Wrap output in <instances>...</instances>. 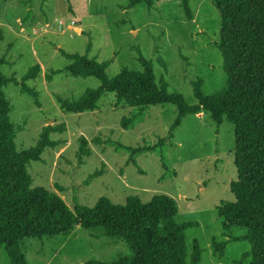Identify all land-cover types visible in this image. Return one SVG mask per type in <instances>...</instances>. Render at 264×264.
<instances>
[{
    "label": "rangeland",
    "instance_id": "374dc122",
    "mask_svg": "<svg viewBox=\"0 0 264 264\" xmlns=\"http://www.w3.org/2000/svg\"><path fill=\"white\" fill-rule=\"evenodd\" d=\"M152 1V8L142 4L126 11L128 0H0V28L5 31L1 52L7 59L2 73L21 82L30 68H41L38 78L28 82L38 92L37 99L22 93L21 85L5 89L12 122L23 129L18 150L35 147L44 127L65 125L64 133L53 135L61 144L28 167L34 188L58 193L73 211L77 205L93 208L103 197L124 204L133 195L145 202L169 195L177 201L180 222L199 223L186 234L189 259L198 240L201 264H239L250 245L235 241L243 231H225L218 216L222 203L234 200L231 184L238 178L231 122L225 119L218 126L203 111L187 116L170 138L179 113L175 105L147 108L125 128L123 119L137 111L118 104L113 93L103 96L97 110L81 114L66 113L58 101L78 100L88 89L101 87L95 78H75L65 70L70 61L62 52L86 54L89 44L90 58L110 61L111 78L125 67L142 70L140 50L153 62L157 78H165L170 90L183 94L190 104H197L193 83L201 80L206 96L227 85L218 48L221 16L214 0H190L192 21L185 17L182 0ZM82 137L92 149L90 157L80 154ZM164 137L168 139L162 152L134 153ZM96 171L103 175L89 179ZM104 233L78 226L66 234L24 239L22 248L29 264L113 262L130 255L124 242ZM214 240L226 242L223 257L215 253ZM0 264H10L5 247L0 249Z\"/></svg>",
    "mask_w": 264,
    "mask_h": 264
},
{
    "label": "trees",
    "instance_id": "16d2710c",
    "mask_svg": "<svg viewBox=\"0 0 264 264\" xmlns=\"http://www.w3.org/2000/svg\"><path fill=\"white\" fill-rule=\"evenodd\" d=\"M142 4L153 7L152 0H128L124 10L130 11ZM221 16L219 51L223 57L227 85L212 95L203 92L201 80L193 83L197 104L187 102L183 94L171 91L165 78L158 79L151 60L140 50L142 70L125 67L114 78L109 77L110 61L90 58L91 44L86 54L66 53L70 61L67 73L75 78H95L101 82L98 89H88L78 100L59 98L66 113L93 112L106 93H113L117 103H126L136 110L133 118H124L123 127L134 125L147 108L175 105L178 116L170 129V138L187 116L203 111L210 113L221 126L225 119L235 127V166L237 180L231 184L233 201L223 202L218 209L223 229H238L243 235L235 241L250 245L239 264L250 259V264H264V0H214ZM185 17L194 19L190 0H182ZM5 31L0 28V249L6 248L10 264H29L22 248L27 238L43 239L66 234L78 226L85 230L103 229L104 235L124 242L130 255L116 261L92 260L88 264H201L203 249L198 240L193 242L189 259L187 232L199 226L198 222H180L177 201L165 194L155 195L145 202L139 196L126 198L124 204L107 197L93 207L77 205L73 211L56 192L34 188L29 172L32 162H40L47 149H56L61 142L53 135L62 134L66 126H46L35 147L19 151L17 127L11 119L12 104L5 89L12 83L21 85L22 93L38 98L29 81L38 78L41 68L35 65L18 81L2 73L7 59L1 52ZM48 79L51 81L52 77ZM167 137L160 138L152 148L135 149V154L165 147ZM100 139L95 143L100 144ZM80 154L90 157L92 149L85 137L81 138ZM165 161L164 156L161 157ZM136 164V162H134ZM103 175L96 171L89 179ZM88 183V182H87ZM215 253L225 255L226 242L213 241Z\"/></svg>",
    "mask_w": 264,
    "mask_h": 264
}]
</instances>
